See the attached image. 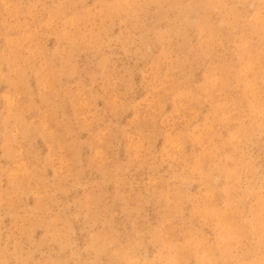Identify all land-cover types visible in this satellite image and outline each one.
Returning <instances> with one entry per match:
<instances>
[{"label": "rangeland", "instance_id": "374dc122", "mask_svg": "<svg viewBox=\"0 0 264 264\" xmlns=\"http://www.w3.org/2000/svg\"><path fill=\"white\" fill-rule=\"evenodd\" d=\"M0 264H264V0H0Z\"/></svg>", "mask_w": 264, "mask_h": 264}, {"label": "bare ground", "instance_id": "6f19581e", "mask_svg": "<svg viewBox=\"0 0 264 264\" xmlns=\"http://www.w3.org/2000/svg\"><path fill=\"white\" fill-rule=\"evenodd\" d=\"M133 3V2H132ZM246 77V76H245ZM253 87V86H252Z\"/></svg>", "mask_w": 264, "mask_h": 264}]
</instances>
